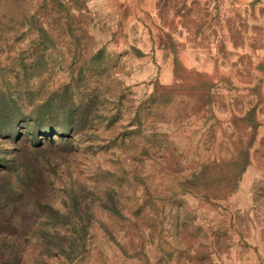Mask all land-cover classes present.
<instances>
[{
  "label": "rangeland",
  "instance_id": "1",
  "mask_svg": "<svg viewBox=\"0 0 264 264\" xmlns=\"http://www.w3.org/2000/svg\"><path fill=\"white\" fill-rule=\"evenodd\" d=\"M0 264H264V0H0Z\"/></svg>",
  "mask_w": 264,
  "mask_h": 264
}]
</instances>
